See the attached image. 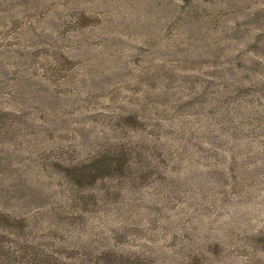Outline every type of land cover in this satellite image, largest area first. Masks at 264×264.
Listing matches in <instances>:
<instances>
[{"label":"rangeland","instance_id":"rangeland-1","mask_svg":"<svg viewBox=\"0 0 264 264\" xmlns=\"http://www.w3.org/2000/svg\"><path fill=\"white\" fill-rule=\"evenodd\" d=\"M0 212L23 264H264V0H0Z\"/></svg>","mask_w":264,"mask_h":264},{"label":"trees","instance_id":"trees-1","mask_svg":"<svg viewBox=\"0 0 264 264\" xmlns=\"http://www.w3.org/2000/svg\"><path fill=\"white\" fill-rule=\"evenodd\" d=\"M90 168L91 169H87V170H89V173L94 174L96 169L94 168V166ZM78 178L80 179L81 177ZM8 217L9 216L7 214L0 212V264H14L11 262V260L16 261V264H23V262H26V260L23 259L24 254L31 252L33 253V257H34L36 253L32 250L33 245L29 244L28 242L27 243L23 242L22 239L20 241H16V254H14L12 250H9L8 246H6L7 245L6 239L4 237L13 236L15 241L16 237H20L19 233H22L21 235H23V231H22L24 229L23 227L27 225L23 224L21 221L17 219L16 227H15L12 225V223H9L10 221H8L9 219ZM11 221L13 222V220ZM40 256L42 257L40 259H43V258H47L49 255L45 252H41ZM38 258L39 256H37V259Z\"/></svg>","mask_w":264,"mask_h":264}]
</instances>
